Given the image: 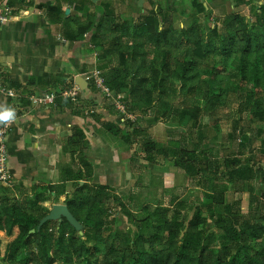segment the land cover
I'll use <instances>...</instances> for the list:
<instances>
[{"label": "trees", "instance_id": "16d2710c", "mask_svg": "<svg viewBox=\"0 0 264 264\" xmlns=\"http://www.w3.org/2000/svg\"><path fill=\"white\" fill-rule=\"evenodd\" d=\"M8 5L13 6L11 2ZM258 11L254 30L240 23L236 15L224 20L220 28L210 25L206 34L195 27H160L157 16L151 15L136 23L132 34L119 33L118 29L111 32L105 21L94 27L95 21L90 19L74 38H81L94 27L91 44L117 62L115 67H105V82L115 94L129 93L134 112L154 106L156 92L159 99L155 107L165 108L177 96L202 89V107L193 106L192 99H182L181 120L188 116L196 120L200 115L211 118L219 110L224 90L218 89L215 94L210 82L225 81L215 68L216 58L237 53L240 60L233 62L236 73L231 78L240 85V112L264 123V3ZM0 83L4 91L9 90L1 80ZM79 101L81 107L73 111L75 115L87 111L89 118L106 132L128 144L135 142L126 126L101 113L94 99L81 97ZM56 102L71 104L60 96ZM137 142L148 162L170 160L187 174L197 176L198 184L212 201L206 210L207 218L201 206L195 207L191 216L184 213L181 218L187 208L182 201L175 203L164 218L147 210L138 216L122 205L118 211L114 188L94 183L93 165L84 156L89 147L87 136L81 127H75L62 148L71 156V165L62 170L61 182L74 184L73 193L66 196V206L82 225L83 234L65 218L60 223L49 221L40 226L52 207L43 210L42 198L36 196L26 205L15 204L10 211L8 207L0 211V236H10L15 227L20 230L9 256L21 250L22 264H77L79 259H84L85 264H264V215L257 212L252 219L240 223L234 216L240 212V203H224L228 184L242 185L252 193L249 183L259 176L264 182L262 170L236 156L225 159L221 170L218 163L202 160L196 151L161 147L150 139ZM251 196V205L258 209L260 198L254 193ZM214 204L221 205V209ZM119 213L130 225L127 230L114 226L113 219ZM33 230L35 233H31Z\"/></svg>", "mask_w": 264, "mask_h": 264}, {"label": "rangeland", "instance_id": "374dc122", "mask_svg": "<svg viewBox=\"0 0 264 264\" xmlns=\"http://www.w3.org/2000/svg\"><path fill=\"white\" fill-rule=\"evenodd\" d=\"M221 2V7L216 8L215 12L208 9L209 0H182L180 3L172 0L166 9L171 12V17L175 14L174 23H177L178 27H180L179 23H182V28L195 27L205 34L210 25L217 24V27L220 28L223 21L232 15H236L240 23L248 24L251 30L255 29L253 23L264 0H245L241 4L239 2L235 5L237 8L235 10L225 6L229 2L228 0H221ZM168 22L170 23V21ZM168 22L165 23L166 26H162L167 27ZM128 27L132 31L131 25ZM239 58L237 53L229 54L226 58H216L215 68L221 71L225 83L210 82V86L214 89L215 94L218 89H223L225 97L223 104L211 118L205 115H200L196 120L189 116L183 120L179 118L183 109L181 105L183 98L192 99L195 107L204 105L201 98L204 93L202 89L192 94L185 93L177 96L178 99L165 108L155 107L159 99L156 92L153 96L154 106L137 112L131 109L129 93L115 94L112 92L115 98L104 99V108L107 114L122 126H126L135 142L128 144L122 138L115 137L100 127L97 133L99 138L96 139L97 146L88 147L84 156L96 170L97 177L93 179L94 183H106L114 188V192L118 196L116 204L118 211L122 205L138 216L147 210L149 213H155L156 216L164 218L172 211L175 203L182 201L187 205V208L181 212V218L184 213L191 216L197 206L204 209L203 217H208L206 210L211 206L212 201L209 199L207 191L198 184L197 176L187 174L182 168L174 166L170 160L161 159L158 163L148 162L141 144L137 142L139 139H150L161 147L186 148L189 151H196L202 160L212 164L218 163L221 170L225 159L236 156L244 163H249L254 169L262 170L264 173V123L254 120L248 113L240 112L238 91L240 85L231 78L236 73V67L232 64L234 61H239ZM171 61L173 60L171 59ZM116 65L117 62L111 55H105L103 51L97 52L94 64L87 66L78 75V78L85 81L87 85L83 91L84 95L93 97L97 93L93 82L95 71L103 74L105 67L112 68ZM174 82L176 83V81ZM74 86L76 84H73ZM76 87L79 89L78 86ZM149 87H152L151 84ZM60 90L64 91L66 88H60L56 92H60ZM70 106L80 109L81 101ZM118 106L121 108L119 109ZM86 112H84L85 115ZM68 133L66 132V135ZM106 154L109 155V158L104 159ZM61 165H57L58 170L61 169ZM262 178V176L256 177L249 183L253 189L252 193L248 189L245 190L242 185L228 184V190L224 194V203L227 205L240 203V212L234 214L235 219L240 223L246 219H252L257 212L264 215V182ZM15 185V182L11 180L0 188L13 189ZM73 188L74 184L69 181L59 182L54 187L44 181L37 189L40 199L42 198L41 207L43 210H47L52 204V207L66 206V195L65 193L60 194V192L64 190L73 193ZM253 193L261 201V206H258V209L255 204L251 205V194ZM47 202L48 204L45 206ZM214 206L221 209V205L214 204ZM113 220L114 226L118 229L127 230L130 227L122 213H119ZM55 222L60 223L59 221ZM19 234L20 230L16 227L13 238L18 237ZM1 247H5V245L2 244ZM77 264H85L84 259L77 260Z\"/></svg>", "mask_w": 264, "mask_h": 264}, {"label": "crops", "instance_id": "0c3cea01", "mask_svg": "<svg viewBox=\"0 0 264 264\" xmlns=\"http://www.w3.org/2000/svg\"><path fill=\"white\" fill-rule=\"evenodd\" d=\"M171 1L0 0V7L9 2L13 5V18L8 24L0 26V80L9 89L4 91L0 86V112L6 109L14 112L9 120L13 127L8 139V169L16 184L13 189L0 188V211L7 207L10 211L15 204L26 205L35 199L39 196L37 189L44 181L52 187L62 183V170L71 165V156L64 153L62 148L75 127L85 131L89 148L97 146V133L101 126L89 118L86 111H81V115L77 116L73 111L78 109L71 107L72 103L34 105L32 98L60 88H72L80 72L94 64L97 52L103 51L91 44L94 27L100 21H105L111 32L118 29L119 33L124 34H132L135 24L151 15L157 16L160 27L170 21L167 23L169 27L175 20V14L171 17V12L166 9ZM175 1L180 3L182 0ZM228 1L225 6L231 10L237 9V3L245 2ZM220 4L221 0H209L208 9L215 12L216 8L221 7ZM51 8L55 10L51 11ZM90 19L95 21L93 29L76 40L74 36L82 32ZM127 24L131 25L132 31ZM179 24L182 28V23ZM81 97L94 99L101 113L111 117L105 111L104 98L98 92L93 97H87L82 91ZM66 132H69L68 135ZM107 155L104 159L109 158ZM58 164L66 166L61 165L58 170ZM94 174L93 179L97 177L96 170ZM64 193L66 196L70 194L61 190L60 194ZM13 236L14 230L10 236H0L1 245H5L0 246V264H22L21 250L9 256V248L17 239Z\"/></svg>", "mask_w": 264, "mask_h": 264}, {"label": "built area", "instance_id": "2783aa9c", "mask_svg": "<svg viewBox=\"0 0 264 264\" xmlns=\"http://www.w3.org/2000/svg\"><path fill=\"white\" fill-rule=\"evenodd\" d=\"M13 18L12 8L5 4L0 7V26L8 24ZM93 82L96 91L104 99H113L115 95L112 93L111 89L107 86L103 74L99 71H95L93 74ZM1 86V83H0ZM68 99L72 104L79 103L80 91L74 86L72 88H67L64 91L57 93L56 91H51L49 94L37 95L32 98L35 105H55L56 99L58 97ZM120 109L121 107L118 106ZM12 123L5 121L0 123V185L8 184L12 178L9 173V145L8 139L12 131Z\"/></svg>", "mask_w": 264, "mask_h": 264}, {"label": "water", "instance_id": "95a60500", "mask_svg": "<svg viewBox=\"0 0 264 264\" xmlns=\"http://www.w3.org/2000/svg\"><path fill=\"white\" fill-rule=\"evenodd\" d=\"M76 85L79 87L81 91H84L87 87L85 84V81L82 79H77ZM65 218L68 223L77 231L80 233V235L83 234L82 232V225L73 217V215L70 213L67 206L63 205H56L52 208L49 215H47L40 223V226H43L45 223L49 221H59L61 222L62 219ZM31 233H35V230L31 231Z\"/></svg>", "mask_w": 264, "mask_h": 264}, {"label": "clouds", "instance_id": "9594fccd", "mask_svg": "<svg viewBox=\"0 0 264 264\" xmlns=\"http://www.w3.org/2000/svg\"><path fill=\"white\" fill-rule=\"evenodd\" d=\"M14 116V112L11 109H6L0 112V121H9Z\"/></svg>", "mask_w": 264, "mask_h": 264}]
</instances>
